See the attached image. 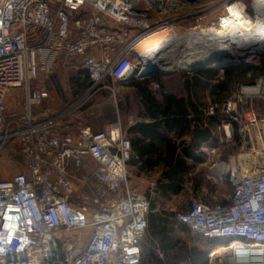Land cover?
Instances as JSON below:
<instances>
[{
	"label": "built area",
	"instance_id": "1",
	"mask_svg": "<svg viewBox=\"0 0 264 264\" xmlns=\"http://www.w3.org/2000/svg\"><path fill=\"white\" fill-rule=\"evenodd\" d=\"M148 2L151 9L138 0H0V156L17 149L27 168L0 178V264H148L151 203L129 187L130 138L118 123L71 130L73 115L98 91L115 98V83L139 76L144 51L135 47L169 28L152 14L163 0ZM62 57L82 59L90 87L58 110L44 104L52 93L40 77ZM14 89L24 95L19 110L6 105ZM205 113L221 116L226 141L235 127L241 134L251 127L260 146L248 165L217 172L231 163L202 143L209 178L229 180L233 191L226 202L193 199L175 219L205 238L227 240L229 264H264V74L234 82ZM86 156L96 166L74 176L71 167L83 168Z\"/></svg>",
	"mask_w": 264,
	"mask_h": 264
},
{
	"label": "crops",
	"instance_id": "2",
	"mask_svg": "<svg viewBox=\"0 0 264 264\" xmlns=\"http://www.w3.org/2000/svg\"><path fill=\"white\" fill-rule=\"evenodd\" d=\"M81 62L82 59L79 57L71 58L66 61V65L71 69H82L83 76L87 77ZM192 75L191 73L189 78ZM145 78L151 77L136 76L128 81L115 83L129 91L125 95L116 94L115 98L105 96L103 93L105 90L98 91L84 107L73 115L71 130L76 132L78 125L85 124L94 131H99L110 124L118 123L132 142L133 156L129 161L131 181L145 188L144 195H138L146 197L150 203H153V211L164 210L161 205L154 202V198L177 197L186 192V189H190L191 185L196 197L212 203L205 197L207 194L213 196L217 191L207 189V184L210 181L213 183L217 181L210 179L208 173L201 170L207 161V153L201 145L206 142L208 147H216V135L218 131L221 133L223 131L219 126H210V116L205 113L208 105L215 102L214 95L211 94V86L202 94L196 93L193 87L188 92L185 86L186 78L174 73L161 77L164 93L160 92L161 88L158 83L151 81L154 99H144L133 82L142 81ZM77 82L78 79L72 80V85L75 83L78 85ZM108 82L111 83V80ZM19 91L17 89L10 91L7 98L14 92L18 96ZM51 93L52 97L44 101V104L60 109L61 100L56 97L53 90ZM80 96H73L75 99L70 104ZM153 101L159 102L161 109L154 111L152 115L148 107L152 106ZM14 106L13 104L12 107H8L10 110L22 109V106L19 108ZM185 111L186 114H184ZM198 112H203V124L197 119L199 115L201 116ZM95 117H103V121L96 123L93 120ZM201 129H209L208 137L201 138ZM171 183H180V190L171 191V188L175 187ZM223 197L227 196L224 194ZM225 200L227 201L226 198ZM145 260L148 264H156L150 257H145Z\"/></svg>",
	"mask_w": 264,
	"mask_h": 264
},
{
	"label": "rangeland",
	"instance_id": "3",
	"mask_svg": "<svg viewBox=\"0 0 264 264\" xmlns=\"http://www.w3.org/2000/svg\"><path fill=\"white\" fill-rule=\"evenodd\" d=\"M231 2L242 4L246 14L254 20L257 19L258 14L254 6V0H163L161 8L153 9L152 14L154 16V21L167 19L168 24L170 25L169 28L160 34L145 39L139 43L135 47V52H141L150 48L165 35H181L189 31L199 32L204 28H209L211 24L213 25L218 21L220 16L227 14V7ZM186 45V42L182 43L178 48L181 49L182 46L186 47ZM179 53H176L177 57L181 55ZM165 56L166 55L163 57ZM163 59L164 61L166 60L165 58ZM263 60L264 56L261 55L248 61H241L239 64H232V66L245 64L259 65ZM219 69V74L221 75L223 71L222 68ZM193 73L195 72H192V74ZM175 74L179 76L191 75V73L187 71H179ZM83 75L84 73L82 69L79 68L76 70L69 68V66L66 65L65 57H62L57 61L54 71L48 76L41 75L40 81L49 90H53L56 97L61 100V106L58 110H62L69 106L70 102L75 99L73 96L79 95V88L76 83L72 85V80L78 79L77 83H79V81L84 78ZM156 76L161 78L165 75ZM115 90L117 95L120 93L125 95L129 92L118 85H115ZM105 91L103 92L105 96L112 97L111 91ZM229 91L230 89L226 94H228ZM23 97L22 90L19 91L18 96H16V92L11 93L6 99L7 108L10 110L9 107H12L13 104L15 105V108L21 107ZM93 120L96 123L102 122L103 117H95ZM241 132L244 133L241 134L238 128L235 127V131L232 133L230 141H226L225 134L218 131L215 141L216 147H214L216 158H218L217 155H220V159L225 160L227 163H232L233 165L238 164L239 162L248 165L250 161H252V156L260 146L258 133L251 127H249L248 131L242 130ZM9 164L12 165L9 166ZM84 164L85 166L81 169L71 167L70 172L76 177L89 176L96 164L88 156L84 157ZM210 164V162L205 163V165L201 167V170L208 173ZM26 169V164L17 149L0 156L1 179L10 178L18 172L26 171ZM128 180L132 193L144 195L145 188L142 185L132 182L130 177ZM189 188L190 189H186V192L177 197L153 199L155 203L161 205L166 213H168L166 216L169 221L164 236H161L160 238H151L148 236L145 241L146 254L156 264L211 263L209 254L214 250V247L210 244V239L192 232L189 228L188 230L184 229L183 225L185 224L175 219L176 211L186 207L193 199H200L194 195L192 185L189 186ZM207 189L217 191L213 196L207 194V197H205L207 201L212 203L226 201L223 195L225 194L228 197L233 191V187L229 180H225L223 183H213L210 181L207 184ZM201 199L203 200V198ZM160 253H163V258H160Z\"/></svg>",
	"mask_w": 264,
	"mask_h": 264
},
{
	"label": "bare ground",
	"instance_id": "4",
	"mask_svg": "<svg viewBox=\"0 0 264 264\" xmlns=\"http://www.w3.org/2000/svg\"><path fill=\"white\" fill-rule=\"evenodd\" d=\"M138 2L151 9V3L148 0H138ZM254 6L258 12L256 20L246 14L242 4L231 2L228 4L227 14L220 16L217 22L211 24L212 26L209 24V28H204L199 32L189 31L181 34L180 41L168 42L167 40L172 36H163L153 46L143 50L145 57L139 74L151 70H158L162 73L192 71L199 64H217L222 51L228 52L232 59L236 60L240 58L251 60L264 55V0H254ZM185 42L187 43L186 47L182 46L179 49V44ZM164 43L171 44V49L162 55V60H157L153 55L155 51L161 49L162 45H165ZM176 53L181 55L177 57ZM164 55L166 56L163 57ZM163 58L166 60L164 61ZM230 166L234 167L232 163L219 165L215 171L222 172ZM228 248L230 247L225 244L214 248L211 254L212 263L222 264L217 259L222 257L223 264H229L223 257Z\"/></svg>",
	"mask_w": 264,
	"mask_h": 264
},
{
	"label": "trees",
	"instance_id": "5",
	"mask_svg": "<svg viewBox=\"0 0 264 264\" xmlns=\"http://www.w3.org/2000/svg\"><path fill=\"white\" fill-rule=\"evenodd\" d=\"M223 73L220 75L219 68H208L200 71H196L193 73L192 77L189 78V75H184L183 77L186 78L185 86L188 92L193 87L196 93H203L205 90L211 86V94L214 95L215 102L223 101L233 90V83L234 82H253L254 79L262 74H264V60L259 65H236V66H226L222 68ZM88 77H84L81 82L78 83L79 92L77 96H80L85 93V91L90 87V80ZM151 81L156 82L159 84L161 88V93H164L162 87V80L160 77H151L145 78L142 81L135 80L133 83L137 87L138 92L143 95L144 99H154L152 95L154 91L151 88ZM215 82V83H214ZM230 89L229 93L228 90ZM81 93V94H80ZM226 94V95H225ZM150 113L154 111L160 110V103L159 102H152V106L148 107ZM186 114V111L185 113ZM201 114L197 117L201 124L204 123V115L203 112H198ZM210 126H220L221 123V116L214 115L209 117ZM201 138H206L210 134L209 129H201ZM170 184V183H168ZM174 184V188H171V191L177 192L180 190V183H171ZM154 205L151 203V211L148 215V228L143 239V248H144V260L145 257L149 256L146 254V244L145 241L148 236L151 238H160L164 236V233L167 229V225L169 223L167 214L165 210L161 212L153 211ZM184 229L188 230V226L185 224L183 225ZM208 239V238H207ZM227 240L225 239H210V244L216 248L219 245L226 244ZM213 248V249H214ZM146 261V260H145Z\"/></svg>",
	"mask_w": 264,
	"mask_h": 264
},
{
	"label": "water",
	"instance_id": "6",
	"mask_svg": "<svg viewBox=\"0 0 264 264\" xmlns=\"http://www.w3.org/2000/svg\"><path fill=\"white\" fill-rule=\"evenodd\" d=\"M256 12H257V10H256ZM257 14H258V12H257ZM180 39H181V35H176V36L169 37V39L167 41L168 42H170V41L173 42V41H177V40L180 41ZM164 44L165 45L161 46V49H158L157 51H155V53L153 55L155 59L162 60L161 59L162 55L171 49V44L170 45L168 43H164ZM262 56H264V55H262ZM144 57H145L144 55L140 56V59L143 61ZM230 57L231 56L228 52L222 51L220 54V57H218L217 64H213V65H200L199 64V65H196L192 71H187V72L192 73V72H196V71H200V70H204V69H208V68H223V67H226L228 65L239 64L241 61H248V60L243 59V58L236 60V59H232V57L231 58ZM174 73H176V71L162 73L158 70H151L149 72L139 74V77H142V78L153 77L156 75H170V74H174Z\"/></svg>",
	"mask_w": 264,
	"mask_h": 264
}]
</instances>
